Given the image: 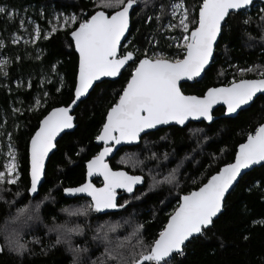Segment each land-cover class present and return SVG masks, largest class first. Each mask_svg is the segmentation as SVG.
Segmentation results:
<instances>
[{"label":"trees","instance_id":"1","mask_svg":"<svg viewBox=\"0 0 264 264\" xmlns=\"http://www.w3.org/2000/svg\"><path fill=\"white\" fill-rule=\"evenodd\" d=\"M174 1L151 0L149 4H142L139 0L132 13L129 36L122 46V54L132 51L137 60L119 79L97 84L90 96L80 103L74 112L77 128L58 141L57 150L48 162L46 182L40 194L31 197L28 194L31 136L39 127V121L53 107L68 105L74 98L78 55L70 33L79 26L80 20L89 18L95 11L111 14L117 9L100 7L96 0H0V7L7 10L0 14V40L4 42L0 58L7 59L6 75L0 74V121L2 115L8 117L7 125L18 149L20 164L18 182L0 186V246L5 245V238L13 228L17 229L27 246L23 254L6 249L0 253V264H73V253L68 245L56 244L58 233L50 231L55 225L62 224L82 229L81 233L71 237L72 247L86 249L79 254L76 264H102L105 248H115L121 241L127 243L125 238L131 239L130 234L137 225H143V239L150 243L167 223L180 197L205 183L224 164L231 163L239 144L264 123V95H261L235 118H223L224 108L221 107L215 111L217 119L212 123H190L184 128L173 126L152 132L144 136L138 146L123 148L112 159L114 168H123L132 175L143 177L133 193L122 192L118 205L123 204L124 207L109 213L89 209L86 215H69L75 209L86 207L91 200L66 198L63 189L76 187L85 181V164L101 148L95 144V138L137 61L145 55L150 57L154 52L167 59L183 56L182 50L175 48L168 38L179 29L166 27L167 8ZM185 1L190 16L192 11V27L202 0ZM162 5L165 8L163 13ZM52 7L58 12H74L78 15L77 22L49 34L43 30L35 43L11 42L12 34L19 31L22 13L26 14L25 18L32 16L49 29L48 23L41 20L40 10L49 16ZM11 10L19 15L16 13V18L9 16ZM245 20L249 23H244ZM257 66L256 72H240ZM261 69H264V4L256 2L249 10L231 13L214 61L204 78L194 84L184 83L182 89L187 94L203 95L208 88L230 84L234 79L259 78L261 76L257 73L260 74ZM37 97L43 105L35 109ZM192 128L201 129V134L206 136L201 145L190 131ZM127 151H135L134 156L123 157ZM158 156L159 160H156ZM174 168L178 171V183L163 182L168 170ZM154 178L161 183L154 185ZM94 181L99 184L98 179ZM22 208L25 211L13 223L12 218ZM36 217L41 222L35 227L22 228ZM262 220L264 166L241 178L226 198L220 217L185 246L183 255L175 254L170 264H264ZM110 227L115 230L110 231ZM131 243L134 244L135 239H131Z\"/></svg>","mask_w":264,"mask_h":264},{"label":"snow or ice","instance_id":"2","mask_svg":"<svg viewBox=\"0 0 264 264\" xmlns=\"http://www.w3.org/2000/svg\"><path fill=\"white\" fill-rule=\"evenodd\" d=\"M138 2L139 0H100L101 7L117 10L111 15L102 10L95 11L89 18L80 20L79 26L71 31L75 49L79 53L74 98L67 106L53 107L39 121V127L31 136L28 189L30 193L38 192V186L45 175L46 158L56 147L58 135L63 130L74 127V117L70 114L73 105L89 93L94 82L102 77H117L128 62H134V52L125 51L121 54L119 50L122 38L129 28L130 10L134 5H138ZM251 3L252 0H202L198 18L194 26L190 27L189 12L184 0H175L171 6V14L176 17L179 13L178 23L169 24L168 27L182 30V38L176 46L182 49L183 56L175 59H154L145 55L136 63L119 99L108 109L105 122L95 138L103 142L104 147L87 161V175L103 176V187L98 188L90 181H86L76 187L64 188L66 194H86L91 198L86 207L69 212L70 216L86 215L89 209L102 212L106 209L122 208L123 204L116 203V190L123 189L131 194L134 186L143 181L142 176L131 175L124 170H113L106 162L105 157L109 156L117 145L137 142L142 133L146 134L147 130L155 129L158 125L170 122L184 125L190 118L212 121L214 105L222 102L226 105L227 112L233 113L252 101L257 93L264 92V69L260 70L261 78L239 81L234 79L228 85L210 87L199 96L186 95L179 87L181 80H192L201 75L213 58L214 45L228 24L231 13L238 12ZM6 11L4 7H0V14ZM77 19L76 15L65 16L60 27L76 23ZM244 23L247 24L249 21L245 20ZM51 31L55 32L56 27L53 26ZM40 35L37 26L31 40L25 43H34ZM20 39L19 36H15L11 42L16 44ZM2 47L4 42L0 40V48ZM6 63V60H0V74L6 75L4 72ZM257 70V67L241 69L242 72ZM57 91L60 89L57 88ZM44 95L47 96V93ZM39 104L40 101L37 100L36 105ZM262 163L264 124H260L254 133L247 135L244 143L239 144L233 162L224 164L208 177L205 183L180 197L178 206L169 215L167 223L155 239L146 243L142 236L143 225H137L130 234L135 243H131L130 238H125L127 243L121 241L115 248L106 247L102 264L106 261L113 264H170L174 254L183 255L186 242L203 234L213 224L214 218L223 208L226 194L242 176L244 170ZM18 167L15 150L9 145L7 162L3 165V170H0V186L5 183L9 185L17 183ZM175 173L176 169H173L164 177L163 182L178 183ZM159 183L161 181L154 178V185ZM36 208H39V204ZM24 211L23 208L19 209L12 222L18 221ZM260 223L264 224V220ZM109 230L115 229L110 227ZM50 231L58 233L56 244L68 245L69 251L73 253V264H76L79 254L86 249L72 247L71 237L73 234L81 233L82 229L79 226L70 227L68 224H62L55 225ZM104 238L107 240V233ZM5 241V245L0 246V253L7 249L16 254H23L27 250L16 228L9 232Z\"/></svg>","mask_w":264,"mask_h":264},{"label":"water","instance_id":"3","mask_svg":"<svg viewBox=\"0 0 264 264\" xmlns=\"http://www.w3.org/2000/svg\"><path fill=\"white\" fill-rule=\"evenodd\" d=\"M256 2H259V3L264 4V0H252V3H251L249 6H247V7L244 8V9L239 10V11L236 12V13H240V12L246 11L247 9H249L250 7H252ZM135 7H136V5H134L133 9L130 10L129 28H128L127 32L125 33V36L122 38V41H121V48H120V50H119L121 54H122V46H123L124 42L127 40L128 36H129V33H130V30H131V26H132V13H133ZM102 11H103V10H102ZM106 13H107V12H106ZM107 14H109V13H107ZM111 14H112V13H111ZM111 14H109V15H111ZM74 30H75V29H74ZM221 35H222V34H221ZM221 35L218 37V40H217L216 44L214 45L213 58H212V60L210 61V63L205 67V70L201 73V75H200L199 77H196V78H194V79H192V80H188V79H183V80H181V81L179 82V87L181 88V91H183V89H182V85H183L184 83H191V84H194L195 82H199V81H201V80L204 78L206 71L211 67V65H212V63H213V61H214V58H215V52H216V49H217V46H218L219 40H220V38H221ZM70 37H71V35H70ZM71 39H72V37H71ZM72 40H73V39H72ZM73 43H74V41H73ZM74 47H75V44H74ZM75 51H76V49H75ZM76 53H77V55H78V61H79V53H78L77 51H76ZM134 54H135V53H134ZM143 58H144V57H143ZM140 59H142V58H140ZM136 60H137V56H136V54H135V55H134V62H135ZM138 62H139V60L137 61V63H138ZM131 63H133V61L128 62V64H127V65L121 70V72L118 74L117 77H102L99 81L94 82L93 88H91V89L89 90V93L85 94V96L81 97L80 100H78L77 103H76L75 105H73L70 114L73 115V117H74V121H73V123H74V127L71 128V129H65V130H63V131L58 135V137L56 138V141H55V143H56V147H55V148L49 153V156L46 158V161H45V175H44V177H42V181H41L40 185L38 186V192H37V193H30V192L28 191V194H29L31 197H36V196H38V195L40 194V191H41L42 186H43L44 183L46 182V170H47L48 162H49L51 156H52V155L54 154V152L57 150V144H58V141L63 137L64 134L74 132L75 129L77 128V124H76V115L74 114V112H75V110L77 109V107L80 105L81 102H83L84 100H86V99L90 96V94L92 93V91L94 90V88L96 87L97 84H100V83H102L103 81H106V80H109V81H115V80L119 79L120 76L122 75V73L127 69V67H128ZM259 78H261V77H259ZM243 79H257V78H243ZM239 80H240V79H239ZM239 80H237V81H239ZM226 85H228V84H226ZM220 86H224V85H219V86H214V87H220ZM206 91H207V90H206ZM183 92H184V91H183ZM185 94H186V95H197V94H187V93H185ZM261 95H264V92L257 93L256 96L253 98L252 101H250L247 105H243V106H241V108L237 109V110H236L235 112H233V113H228V112H227L226 105H224L222 102H221V103H218V104H216V105H214V106H213V109H212V115H213L214 119H213L212 121H206V120H204L203 118H199V119H192V118H190L188 121L185 122L184 125H178V124H176L175 122H170L169 124H166V125H158L155 129L147 130V133H146V134L142 133L140 139H139L137 142H133V143H122V144H120V145H117L116 148L113 149V152L110 153L109 156L105 157V160H106V162L109 164V166H110L113 170H124V171H127V170H125V169H123V168L114 169V168L112 167V165H111V162H110L111 159H113V158L119 153V151H120L121 149L125 148V147H134V146H138V145L141 143L142 138H143L144 136L148 135L149 133L155 132V131H157V130H159V129L168 128V127H173V126H177V127H180V128H184V127H187L190 123H201V122L212 123V122H214V121L217 119V116H215V111H216L217 109L221 108V107L224 108V112H223V114H222V117H223V118H235L236 116H238V114H239L241 111L248 109V108H249V107L255 102V100H256L258 97H260ZM198 96H199V95H198ZM65 106H67V105H65ZM58 107H59V106H58ZM50 111H51V110H50ZM46 115H47V114H46ZM42 119H43V118H42ZM262 124H264V123H262ZM253 133H254V132H253ZM246 139H247V138H246ZM244 142H245V141H244ZM244 142H243V143H244ZM95 144H96L97 146L101 147V148L104 147L103 142H99V141L95 140ZM29 148H30V142H29ZM101 148H100V149H101ZM237 150H238V149H237ZM99 151H100V150H99ZM94 156H95V155H94ZM91 158H92V157H91ZM91 158H90V159H91ZM90 159H89V160H90ZM233 161H234V160H233ZM233 161H232V162H233ZM85 165H86V175H85V181H84L83 183H85L86 181H90L92 184H94V185H95L96 187H98V188H99V187H103V176L98 175V174H94V175H92L91 177H89V176L87 175V162H86ZM262 166H264V163H262V164H258V165H253V166H251L249 169L244 170L242 176H241L240 178H238V181L233 185V187H232V188L229 190V192L226 194V198H227L228 195L234 190V188L236 187V185L239 183V181L241 180V178H242L245 174H247L248 172L252 171V170L255 169V168H260V167H262ZM222 167H223V166H222ZM127 172H128V171H127ZM129 174H130V173H129ZM131 175H132V174H131ZM29 176H30V152H29ZM95 179H99V180H101V181H102V185H100V186L97 185V184L95 183V181H94ZM83 183H82V184H83ZM138 185H139V184L135 185V186H134V189H135ZM29 188H30V187H29ZM117 191H121V192H123V191H125V190H123V189H117V190H116V203L118 204L119 194H117ZM64 196H65L66 198L85 197V198H89V199L91 200V198H90L89 196H87L86 194L69 195V194H66V193L64 192ZM182 196H183V195H182ZM226 198H225V200H224V202H223V208H222L221 212L218 213V215L214 218L213 223H214V221L217 220V219L220 217V215L224 212V205H225ZM117 209H118V207L115 208V209H106V210H103L101 213H109V212L116 211ZM212 225H213V224H212ZM212 225H211V226H212ZM211 226H210V227H211ZM198 236H199V235H198ZM198 236H197V237H198ZM197 237H196V238H197ZM191 240H192V239H191ZM191 240H190V241H191ZM190 241H189V242H190ZM189 242H186V245H187ZM174 255H175V254H174Z\"/></svg>","mask_w":264,"mask_h":264},{"label":"rangeland","instance_id":"4","mask_svg":"<svg viewBox=\"0 0 264 264\" xmlns=\"http://www.w3.org/2000/svg\"><path fill=\"white\" fill-rule=\"evenodd\" d=\"M140 1L142 2V4H149L151 2V0H140ZM96 2L98 3V5H100V0H96ZM173 3H175V1L172 2L171 5H169V7L167 8L166 18H167L168 21L166 23V27L168 29H172V28H169L168 27L169 24L178 23L179 13H177V16L176 17H173L172 14H171L172 13V7L171 6H172ZM184 4L187 7V4H186V1L185 0H184ZM164 9L165 8L162 5V7H161V13H163V10ZM187 9H188V7H187ZM247 10H249V9H247ZM40 11H41L40 12L41 20L42 21H46L48 23V26H49V29L50 30L47 29V26L44 25V23H40L38 20H36L32 16H28V17L25 18L26 14L25 13H22V17H21V20H20V27H19V31L21 30V32L17 31V32L13 33L12 36H11L12 39L15 36H19L21 38L19 41H22V42L30 41L31 40V37L34 35V29L37 26L40 29V33H42L43 30H45V33L46 34H49V33L52 32L51 29H52L53 26L56 27V30H58V29L61 28L60 27V24L63 23V17H65V16H71V15H76L77 18H78V15L75 14L74 12H71V13L58 12V10L57 9H54V7H52L49 10V13H48L49 16H46V13H45L44 10H40ZM188 12H189L188 19H189L190 26H191V22H193V19H192V11H191V16H190L189 9H188ZM10 13L12 14L11 16H13L14 18H16L17 14H18L17 11H16L17 14L15 13V10H11ZM163 17H164V15H163ZM57 18H59V20ZM73 24L74 23H69V24H67L65 27H63L61 29H64V28H66L68 26H71ZM30 29H32V30H30ZM182 35H183V32H182L181 29H179V32L176 33V34H170V35H168V38L171 39L172 44H173V46L175 48H177L176 45L180 41V39L182 38ZM38 38L35 39V42H36V40ZM153 45H155V44H153ZM180 50H182V49H180ZM150 57L151 58H154V59L155 58H165V56L163 54L159 53V52L152 53L150 55ZM0 60H6L7 61V59L5 57H1ZM257 69H259L258 66H257ZM240 72H242V71L240 70ZM245 72H249V71H244L242 73H245ZM254 72H256V71H254ZM257 74L260 75L259 73H257ZM37 100L40 101V104L38 106L36 105V101ZM41 105H43V103L41 102V99L39 97H37L36 100H35V103H34V108L37 109ZM8 121H9L8 120V117H6L5 115H2V120L0 121V168H1V170H3V165L7 162L8 152H9V145H11V147L15 150V153H16V163L19 166L18 167V172H19V177H20V164L18 162L19 161V159H18V149H17L15 143L13 142L11 128H9V126L7 125L8 124ZM190 131L193 132V134H194L193 136L197 138V141L199 143L198 145H201L202 144L201 142L203 140H205V137H206L205 135L201 134L202 133L201 129L192 128ZM134 153H135V151H127V152H125V154L123 155V157L124 156H126V157L127 156L128 157H132V156H134ZM158 158H159V156L157 157L156 160H159ZM174 169H176V172H178L177 171V168H174ZM172 170L173 169L168 170L167 175ZM175 174L177 176V173H175ZM18 180H19V178H18ZM18 180H17V182H18ZM5 185H9V184L5 183ZM39 222H41V220L38 217H36L35 219L31 220L29 223L22 225V228L25 229V228H27L30 225H31V227H35L36 224L39 223ZM21 242L23 243V240H21Z\"/></svg>","mask_w":264,"mask_h":264},{"label":"flooded vegetation","instance_id":"5","mask_svg":"<svg viewBox=\"0 0 264 264\" xmlns=\"http://www.w3.org/2000/svg\"><path fill=\"white\" fill-rule=\"evenodd\" d=\"M150 134V133H149ZM126 148V147H125ZM122 150V149H121ZM120 150V151H121ZM119 151V152H120ZM110 162H112V159H111V161ZM112 165V164H111ZM113 167V166H112ZM114 168V167H113ZM114 169H119V168H114ZM99 180V179H98ZM96 183V182H95ZM97 185H102V181L101 180H99V184L98 183H96ZM117 194H119V198H120V196L123 194L121 191H117ZM119 198H118V200H119Z\"/></svg>","mask_w":264,"mask_h":264},{"label":"bare ground","instance_id":"6","mask_svg":"<svg viewBox=\"0 0 264 264\" xmlns=\"http://www.w3.org/2000/svg\"><path fill=\"white\" fill-rule=\"evenodd\" d=\"M1 170V169H0Z\"/></svg>","mask_w":264,"mask_h":264}]
</instances>
